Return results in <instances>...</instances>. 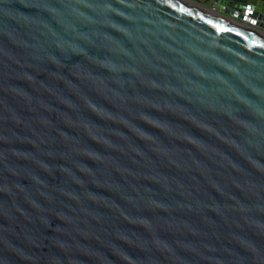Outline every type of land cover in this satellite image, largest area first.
I'll return each instance as SVG.
<instances>
[{
  "label": "water",
  "instance_id": "water-1",
  "mask_svg": "<svg viewBox=\"0 0 264 264\" xmlns=\"http://www.w3.org/2000/svg\"><path fill=\"white\" fill-rule=\"evenodd\" d=\"M0 0V264H264V0Z\"/></svg>",
  "mask_w": 264,
  "mask_h": 264
},
{
  "label": "crops",
  "instance_id": "crops-1",
  "mask_svg": "<svg viewBox=\"0 0 264 264\" xmlns=\"http://www.w3.org/2000/svg\"><path fill=\"white\" fill-rule=\"evenodd\" d=\"M195 1H197V2H199L201 4H203V5H205L207 7H211L212 6V2L209 1V0H195Z\"/></svg>",
  "mask_w": 264,
  "mask_h": 264
},
{
  "label": "built area",
  "instance_id": "built-area-1",
  "mask_svg": "<svg viewBox=\"0 0 264 264\" xmlns=\"http://www.w3.org/2000/svg\"><path fill=\"white\" fill-rule=\"evenodd\" d=\"M212 7V6H211Z\"/></svg>",
  "mask_w": 264,
  "mask_h": 264
}]
</instances>
